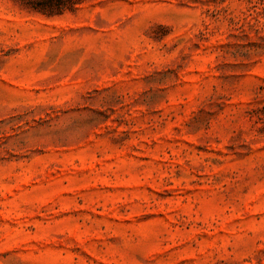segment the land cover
I'll list each match as a JSON object with an SVG mask.
<instances>
[{
    "label": "rangeland",
    "instance_id": "374dc122",
    "mask_svg": "<svg viewBox=\"0 0 264 264\" xmlns=\"http://www.w3.org/2000/svg\"><path fill=\"white\" fill-rule=\"evenodd\" d=\"M46 2L0 0V264H264V0Z\"/></svg>",
    "mask_w": 264,
    "mask_h": 264
},
{
    "label": "trees",
    "instance_id": "16d2710c",
    "mask_svg": "<svg viewBox=\"0 0 264 264\" xmlns=\"http://www.w3.org/2000/svg\"><path fill=\"white\" fill-rule=\"evenodd\" d=\"M66 0H47L46 2V7L47 9V13L48 14H54V13H58V11L61 9V7L64 5ZM71 3H75L79 0H68ZM55 9V10H54ZM57 10V11H56Z\"/></svg>",
    "mask_w": 264,
    "mask_h": 264
}]
</instances>
